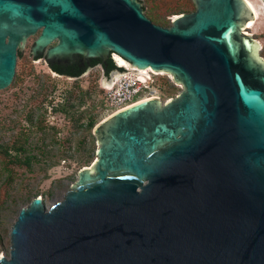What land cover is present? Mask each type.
I'll return each mask as SVG.
<instances>
[{"label": "water", "instance_id": "obj_1", "mask_svg": "<svg viewBox=\"0 0 264 264\" xmlns=\"http://www.w3.org/2000/svg\"><path fill=\"white\" fill-rule=\"evenodd\" d=\"M191 1L162 27L142 0H0V90L38 32L30 54L55 75H124L115 54L182 86L97 125L94 162L49 209L35 197L19 210L0 264H264V61L245 33L254 16L244 0Z\"/></svg>", "mask_w": 264, "mask_h": 264}, {"label": "rangeland", "instance_id": "obj_2", "mask_svg": "<svg viewBox=\"0 0 264 264\" xmlns=\"http://www.w3.org/2000/svg\"><path fill=\"white\" fill-rule=\"evenodd\" d=\"M141 4L148 18L149 13L159 11L168 21L166 27L176 17L172 13L192 10L184 0H142ZM258 14L253 29L245 33L255 39L264 61V9H258ZM38 34L29 37L17 54L13 80L0 90V147L22 144L20 155L33 158L29 168H20L0 154V256L5 257H9L10 230L19 210L35 197L47 209L63 198L77 181L79 170L95 160L96 138L93 130L86 129V122L94 119L95 128L110 116V110L101 104V66H93L77 78L51 73L43 59L33 61L30 54ZM155 75H159L160 86L153 94L161 103L180 94L182 86L174 84L169 75Z\"/></svg>", "mask_w": 264, "mask_h": 264}, {"label": "built area", "instance_id": "obj_3", "mask_svg": "<svg viewBox=\"0 0 264 264\" xmlns=\"http://www.w3.org/2000/svg\"><path fill=\"white\" fill-rule=\"evenodd\" d=\"M118 69L126 73L124 75L111 73L108 75V80H103L99 85L104 106L110 110V115L142 101L159 99L153 94V90L160 86L157 79L159 75L151 71L141 73V70L134 68L119 67Z\"/></svg>", "mask_w": 264, "mask_h": 264}, {"label": "trees", "instance_id": "obj_4", "mask_svg": "<svg viewBox=\"0 0 264 264\" xmlns=\"http://www.w3.org/2000/svg\"><path fill=\"white\" fill-rule=\"evenodd\" d=\"M184 5L185 6H188V7H191L192 10H187V9H183L182 11H179V12H176V13H172L171 15H178V14H183V13H191L193 12V10H195V7L193 5V3L191 2V0H184ZM142 8H143V11H144V6L141 4ZM146 15V14H145ZM149 18L151 19V22L156 24V25H159V26H162V27H166L167 26V23L168 21H165V19H162L161 17V13L158 11L156 12H153V13H149L148 14ZM111 63L113 64L114 68L115 69H118L114 63L112 62V60H110ZM93 67V66H91ZM81 76V75H79ZM79 76H76L74 78H77ZM100 93L102 94V91L100 90ZM101 104L104 105V102H103V99L101 97ZM95 126V122H94V119H89L87 122H86V129L87 130H93ZM39 128L40 129H45V126L43 125H39ZM10 149H13L14 150V154H11L9 153V150ZM10 149H7V148H1L0 147V154L5 157V159H7L8 163L12 166H16V167H26V168H29L30 165H31V160L33 158L31 157H24L22 155H20L21 152L24 151V148H23V145L22 144H18L17 146L15 147H12Z\"/></svg>", "mask_w": 264, "mask_h": 264}, {"label": "bare ground", "instance_id": "obj_5", "mask_svg": "<svg viewBox=\"0 0 264 264\" xmlns=\"http://www.w3.org/2000/svg\"><path fill=\"white\" fill-rule=\"evenodd\" d=\"M246 3H247V5L250 7V9H251V11H252V13H253V16H254V19L256 20V19H258V16H259V14H258V9H261V10H263L264 9V4L260 1V0H257V2H258V4H256V6H254V4L251 2V1H249V0H244ZM177 17V16H176ZM176 17H174V18H176ZM173 18V19H174ZM253 19V20H254ZM254 24H255V22H253V21H250V23L249 24H247L246 25V27H247V29H253V27H254ZM249 27V28H248ZM247 34H249L248 32H246ZM114 56V57H113ZM113 60H114V62L116 63V65L118 66V67H121V68H129L128 67V65L119 57V56H117V55H115V54H113ZM142 72L141 73H148V71H151V70H141ZM152 72V71H151ZM153 73V72H152ZM155 74H163V75H167V74H165V73H155ZM111 116V115H110Z\"/></svg>", "mask_w": 264, "mask_h": 264}, {"label": "flooded vegetation", "instance_id": "obj_6", "mask_svg": "<svg viewBox=\"0 0 264 264\" xmlns=\"http://www.w3.org/2000/svg\"><path fill=\"white\" fill-rule=\"evenodd\" d=\"M95 67V66H94Z\"/></svg>", "mask_w": 264, "mask_h": 264}]
</instances>
